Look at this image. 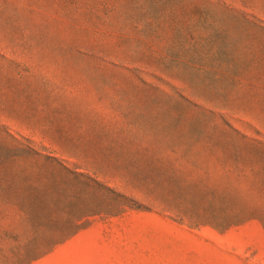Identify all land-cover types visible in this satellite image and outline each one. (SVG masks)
<instances>
[{
  "label": "rangeland",
  "instance_id": "rangeland-1",
  "mask_svg": "<svg viewBox=\"0 0 264 264\" xmlns=\"http://www.w3.org/2000/svg\"><path fill=\"white\" fill-rule=\"evenodd\" d=\"M0 264H264V0H0Z\"/></svg>",
  "mask_w": 264,
  "mask_h": 264
}]
</instances>
